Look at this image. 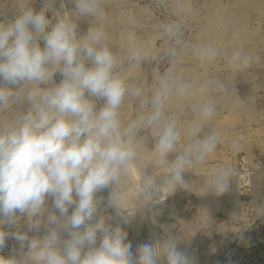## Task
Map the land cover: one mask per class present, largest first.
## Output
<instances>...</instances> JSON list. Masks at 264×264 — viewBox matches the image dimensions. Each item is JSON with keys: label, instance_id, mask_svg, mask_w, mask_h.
Returning a JSON list of instances; mask_svg holds the SVG:
<instances>
[{"label": "clouds", "instance_id": "obj_1", "mask_svg": "<svg viewBox=\"0 0 264 264\" xmlns=\"http://www.w3.org/2000/svg\"><path fill=\"white\" fill-rule=\"evenodd\" d=\"M165 2L172 18L159 25L157 36L144 40L130 28L121 30L126 55L111 46L105 30L109 8L117 7L114 0H71L75 15L63 13L54 17L55 23L46 15L52 0L39 11L32 0H17L15 18L0 21V113H6L0 116V249L10 235L21 249L19 259L0 256V264H159L161 259L194 264L171 238L141 244L133 261L127 232L119 223H106L99 212L103 199L97 197L111 188L108 206L128 222L120 204L124 177L138 165L148 137L154 141L153 165L164 170V181L156 185L142 169L138 198L153 201L164 188L173 193L187 186L184 174L220 145V133L209 123L229 89L213 69L222 63L237 75L259 60L242 46H221L230 30L226 16L199 24L195 38L188 39L186 28L199 16L195 0ZM121 15L135 27L134 13ZM80 17L90 18L91 24L82 35L77 31ZM189 56L195 74L184 66ZM162 59L168 67L155 75L151 90L122 74L125 62L141 66ZM21 99L29 102L27 111L10 117L12 105ZM129 99L140 111L126 121L122 108ZM98 100L103 101L99 108ZM231 175L230 168L212 174L202 186L204 193L223 195ZM22 217L30 231L44 228L45 234L30 238L28 232L5 230L4 225L18 227ZM63 233L67 238L62 239Z\"/></svg>", "mask_w": 264, "mask_h": 264}, {"label": "rangeland", "instance_id": "obj_2", "mask_svg": "<svg viewBox=\"0 0 264 264\" xmlns=\"http://www.w3.org/2000/svg\"><path fill=\"white\" fill-rule=\"evenodd\" d=\"M46 2L32 0L31 6L39 11ZM16 3L17 0H0V21L15 18ZM114 3L117 7L109 8L105 30L111 46L122 55L127 54L128 47L120 36L123 28L150 40L158 35L159 25L172 18L165 0H114ZM195 5L199 16L187 26L186 38H195L199 24L211 23L217 15H224L230 22V30L220 39L221 46L228 49L242 46L259 57L247 71L237 75H232L222 63L213 69L226 80L229 89V94L219 100L218 113L209 123L212 130L220 133V145L202 165L184 174L187 186L177 187L173 193L171 188H164L154 195L153 201H160L154 203L138 198L142 169L145 175L155 178L156 185L164 181V170L153 165L150 150L154 141L148 137L138 165L134 164L124 177L120 204L127 210L128 222L124 223L117 210L108 206L111 188L97 193L103 199L99 212L106 223L112 226L119 223L127 232L126 242L132 245L133 261L141 244L156 245L171 238L194 264H264V0H195ZM74 7L71 0H52V9L46 15L55 23L54 17L60 18L63 13L65 17L74 16ZM122 11L135 14L134 28L121 15ZM77 25L78 34L86 33L91 26L90 18L80 17ZM40 43L43 47V41ZM184 66L193 69L194 74L197 72L190 56L185 58ZM167 67L164 59L141 66L125 62L122 74L130 82L143 81L151 90L155 75ZM54 79L59 83L62 77L57 73ZM102 104L98 100L97 108ZM29 106L27 100L21 99L12 105L8 115L26 112ZM139 111L137 102L129 99L122 108V117L126 121L134 119ZM3 115L6 113H0ZM144 135L142 132L141 136ZM184 143L181 139V148ZM169 159H174V154ZM224 168L232 170L229 190L219 196L214 191L204 193L205 181ZM47 203L54 210L51 199ZM4 228L9 233L28 232L30 238L42 236L46 231L44 228L39 233L30 231L26 217L21 218L18 227L4 225ZM63 238H67V233L62 234ZM20 255V245L10 235L0 249V256L19 259ZM159 264H166V260L161 259Z\"/></svg>", "mask_w": 264, "mask_h": 264}]
</instances>
